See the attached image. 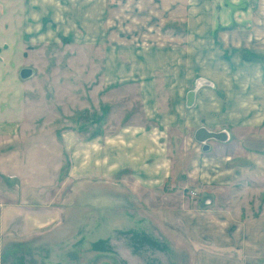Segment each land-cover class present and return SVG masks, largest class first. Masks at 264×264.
<instances>
[{"label": "rangeland", "instance_id": "1", "mask_svg": "<svg viewBox=\"0 0 264 264\" xmlns=\"http://www.w3.org/2000/svg\"><path fill=\"white\" fill-rule=\"evenodd\" d=\"M48 1L51 6L54 5V13L57 14L58 20L49 26L44 25L49 30L51 28L52 36L48 38L47 35L48 42L42 46L27 44V39L20 43V14L10 15L13 22L11 25L9 15L5 11L6 7L4 10L1 9L0 69L5 64L7 82L0 83V88L10 87L8 90L11 96L4 98V101L10 103V107L16 101V93L26 92L22 94L28 101L27 108L33 122L28 120L29 124L24 126V129L27 134L40 136L42 141L41 143L27 141L18 148L24 153L25 147L32 144H34L32 150L42 149L43 153L36 158V167L41 169L42 166L44 171L48 169L49 173L43 175L41 185L43 188L40 186L39 191L42 192L43 202L47 199H57L61 214H70L74 217L70 222L63 224V228L68 230L67 233H75L78 236L82 231L94 230L95 235L92 233L89 239L92 244L110 230L132 227L130 220H134L135 224L138 220L141 227L151 230L149 225L151 223L147 220H152L160 230L164 229L170 235L167 239L169 244L177 246L180 226L184 225L183 222L181 225L178 222L177 214L185 211L186 207L203 210L207 206L209 209L222 207L231 209L235 214L241 213L243 219H250L252 224L254 222V225L250 226L251 231L255 228L264 230V223L259 220L260 218L264 220V116H262L264 115V31L261 33L259 43L234 45L235 48L223 46L222 43H218L213 48V44L201 47L204 51L203 55H208V60L201 61V64L206 67L209 74H213L212 78L207 77L208 79L211 81L225 79L224 82L232 89L238 84L246 89L252 88L251 91L254 88L255 92L246 95L248 108L251 105H263L255 109L252 106L245 115L247 109L240 107L236 103L237 95L232 94L230 96L233 99H229L227 109L237 112L236 116L242 115V120L252 117V112H256L260 117L262 116L261 125L258 127L239 125V127V123L235 120L233 123L225 122L223 128L231 135L229 145L215 143L212 151L203 153L201 148H197L198 153L204 158L210 156L218 159L217 166L210 165V162L204 159L203 170L207 172L203 175L204 185L198 180L183 178L180 169L182 165L178 164L179 168L178 166L174 168L173 178L167 179L164 187L154 191L139 190L135 188L136 178L129 173L125 172L120 176L118 171L110 174L106 169L101 171L99 176H90L92 172H86L80 177L68 180L66 168L70 160L68 152L63 148L64 142L61 141V137L63 139L64 135L74 136L81 141L77 143L80 145L95 136L105 137L108 144L112 141L114 145L112 150L107 148L108 157L116 155L114 150L116 146L118 151L120 134L146 133L145 135L153 139L155 146L166 150L165 154L171 153L173 157L178 150L184 153L181 149L187 146L186 137L192 135L194 130L184 128L180 123L167 126L163 122V115L167 112L165 101L168 87L179 91L182 89L180 82L186 80L189 83L185 85V89H192L191 84L196 79L190 77L175 79L172 77L173 73L168 71L169 63L166 58L170 54L176 55L174 53L179 52L178 40L173 43L167 40L165 42L168 32L161 35L157 29H147L148 27L134 29L127 28L126 25L121 27L118 17H123L122 6L118 4V0ZM262 10L260 14L264 18V8ZM67 14L74 18L73 29L65 22ZM99 17L102 23H95ZM128 17L130 15H126L125 19ZM256 17L260 19L258 14ZM133 23L135 26L138 24L137 21ZM11 27L15 29L10 38ZM251 30V35L254 34L252 37L258 38L259 30ZM169 32L171 35H183L184 26L173 25ZM237 32L236 29L234 33ZM126 38L129 43L124 45L121 42ZM216 48L220 51L218 53L221 54L220 60L210 58L217 53L214 51ZM133 52L136 54L134 58L131 54ZM239 59L244 62L238 61ZM121 62L123 69L128 73L133 66L140 69L144 67L143 73H139L144 74V77L137 74L135 80L127 77L129 80L118 81V68L121 67ZM20 69H29L33 73L26 83L20 81L18 77L17 71ZM228 70L232 75H227ZM255 70L260 71L261 78L257 79L254 76ZM259 79H261L260 84ZM220 84L221 90L223 82ZM142 86L145 91L149 90L156 95L153 115L144 108L141 97ZM259 87L262 90L260 95ZM223 95L226 99V93ZM54 137H57V141ZM249 143L254 145L251 146ZM193 144L201 146L198 142ZM39 145H43V148ZM24 155L29 157L27 152ZM31 156L33 157V154ZM173 163L172 161L171 165ZM58 166H61L59 180L54 184L55 170L57 171ZM47 178L54 179V183H47ZM205 183L214 184L212 185L214 187L219 183L220 189L213 192L209 186L208 189L203 188ZM211 195L217 196L215 198L213 196L212 205L210 206L209 202L203 205L201 200ZM204 237L210 242L209 236ZM245 240L254 245L258 239L251 237ZM236 256L244 257V264H264L263 250L259 255L236 253ZM91 257L90 262L95 264H115L109 258L99 259L100 257H95L93 254ZM188 257L192 264L194 254H188Z\"/></svg>", "mask_w": 264, "mask_h": 264}, {"label": "crops", "instance_id": "2", "mask_svg": "<svg viewBox=\"0 0 264 264\" xmlns=\"http://www.w3.org/2000/svg\"><path fill=\"white\" fill-rule=\"evenodd\" d=\"M118 4L122 6L121 16L123 17H118L121 27L126 25L127 28L134 29L141 27L157 29L161 35L168 32L165 42L167 40L173 43L178 40L179 52H175L176 55L170 54L166 58L169 63L168 71L173 73L172 77L175 79L184 77L196 79L191 84L192 89H185V85L189 83L186 80L180 82L182 89L179 91L168 87L165 101L167 112L163 115V122L167 126L180 123L184 128L194 130V133L187 136L189 138L186 137L187 146L184 149L180 148L184 153L178 150L173 157L171 153L165 154L166 150L162 147L155 146L153 139L145 135L146 133L143 135L120 134L118 151L116 146L114 150L116 155L108 157L106 150L114 149V145L112 141L108 144L105 137L95 136L80 145L77 144L81 142L78 138L64 135L61 141L64 142L63 148L68 152L70 160L66 168L68 180L80 177L86 172H92L90 176H99V173L106 169L110 174L118 171L120 176L125 172L129 173L136 178L135 188L154 191L164 187L167 179L173 178L174 168L176 166L179 168L178 164H181L183 178L198 180L203 184V175L207 174L203 170L204 159L208 160L212 166H217L218 159L210 156L204 158L198 153L197 148H201L203 153L212 151L215 143L229 145L231 135L223 128L225 122L233 123L235 120L239 123L238 126L258 127L264 115L260 117L258 113L252 112V117L242 120V115L236 116L237 112L227 109L229 99H233L230 95L236 94V103L244 110L247 109L246 115L253 106L248 108L249 102L246 100V95L255 90L253 88L251 91L252 88L246 89L239 84L232 89L224 82L225 79L212 81L208 79L212 78L213 74H209L206 67L201 64V61L208 60V55H203L204 51L201 47L213 44V48L218 43H222L223 46L235 48L234 45L245 46L254 42L259 43L261 33L264 31V20H262L264 18L260 14L264 8V0H118ZM53 6L48 0H2L0 11L6 7L5 11L9 15L11 25L13 22L10 15L20 14V43L27 39V44L42 46L48 42L46 36L49 35L48 38L52 36L51 28L49 30L44 25L49 26L58 20ZM256 14L260 19L256 17ZM126 15L130 17L125 19ZM136 21L137 26L133 23ZM65 22L73 29L75 21L72 15L67 14ZM95 23H102V19L99 17ZM180 24L184 26L183 35H171L169 32L171 26ZM14 29L15 27L10 28V38L14 34ZM236 29L237 34L234 33ZM251 29L259 30L258 38L252 37L254 34L251 35ZM121 43L126 45L129 41L126 38ZM214 51L217 53L210 58L220 60L221 54H218L220 52L218 48ZM131 54L132 58L136 55L134 52ZM120 66L118 81L129 80L127 77L135 80L136 75L144 71V67L140 69L133 66L128 73L123 69V62ZM22 70L17 71V74L20 81L26 83L33 73L27 79H22L20 77ZM255 71L254 76L257 79L261 78L260 71ZM6 72L4 64L0 69V83L7 82L5 81ZM139 76L144 77V74ZM137 82L140 83L138 80ZM222 82L223 86L220 90ZM259 82L261 79L258 80ZM8 88L10 87L0 88V101L2 100L0 102V264H95L90 262L92 254L100 257L99 259L109 258L115 264H191L188 254H194L192 264H244V257H237L236 253L259 255L262 250L264 251V240H262L264 230L255 228L251 231L250 226H253L254 222L252 224L250 219H243L241 213L235 214L231 209L222 207L209 209L207 206L203 210L186 207L185 211L179 212L177 220L180 225L181 222L184 225L180 226L177 246L169 244L167 239L170 235L164 229L160 230L152 223V220H147L151 223L149 224L151 230L141 227L138 220L136 224L134 220H130L132 227L110 230L103 237L94 240L92 244L89 239L94 230L82 231L78 236L75 233L68 234L63 224L70 222L74 217L70 214H61L57 199H47L43 202L42 192L39 191L43 183V175L49 173V170L44 171L41 165V169L36 167V158L43 153L42 149L32 150L34 144L26 146L25 151L27 155L29 154V157H26L24 155L26 152L18 148L20 144L27 141L39 143L42 141L40 136L27 134L24 129V126L29 124L28 120L33 119L27 108L28 101L22 94L26 92L16 93V101L10 107V103L4 101V98L11 96ZM216 90H218L217 93ZM225 93L226 99L223 95ZM261 93L262 90L259 87L258 94ZM141 97L145 110L153 115L156 108L154 92L145 91L142 86ZM242 104L246 106L243 107ZM261 106L263 105L258 104L253 108ZM200 128L212 133H223L226 140H209L205 144L200 143L201 146L198 147L193 143L197 142L194 136ZM22 130L24 132H21ZM57 137H54V140L57 141ZM39 146L43 148V145ZM204 146L208 149L203 150ZM172 161L173 165H171ZM60 169L61 166H58L57 171L55 170V183L54 179L49 178L46 179L47 183L58 182ZM212 185L206 184L203 188L208 189L209 186L213 192L220 189L219 183L215 187ZM213 196L217 197L211 195L202 199L203 205L209 202L211 206ZM233 202L236 203L234 200ZM104 219L106 220V217ZM259 220L264 223L261 218ZM204 236H209L210 242L205 240ZM251 237L258 239L254 245L245 240Z\"/></svg>", "mask_w": 264, "mask_h": 264}, {"label": "water", "instance_id": "3", "mask_svg": "<svg viewBox=\"0 0 264 264\" xmlns=\"http://www.w3.org/2000/svg\"><path fill=\"white\" fill-rule=\"evenodd\" d=\"M31 76V71L29 69H23L21 71V77L23 79L28 78ZM195 141H197L198 143L201 144H205L206 141L209 140H216V141H225V134L223 133H212V132H208L206 129L204 128H200L195 132ZM208 149L207 146L203 147V150Z\"/></svg>", "mask_w": 264, "mask_h": 264}, {"label": "bare ground", "instance_id": "4", "mask_svg": "<svg viewBox=\"0 0 264 264\" xmlns=\"http://www.w3.org/2000/svg\"><path fill=\"white\" fill-rule=\"evenodd\" d=\"M131 217V216H130ZM132 221V220H131ZM134 229V228H133ZM123 231V230H122ZM139 232V231H138ZM154 238V237H153ZM161 243V242H160Z\"/></svg>", "mask_w": 264, "mask_h": 264}]
</instances>
